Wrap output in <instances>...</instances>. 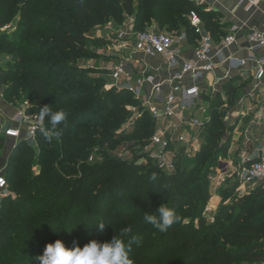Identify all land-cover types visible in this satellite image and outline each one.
<instances>
[{"label":"trees","instance_id":"16d2710c","mask_svg":"<svg viewBox=\"0 0 264 264\" xmlns=\"http://www.w3.org/2000/svg\"><path fill=\"white\" fill-rule=\"evenodd\" d=\"M38 1L0 0V27L10 16H19L11 33L0 32V54L8 56L0 67L2 98L27 102V111L33 113L45 105L53 111L63 109L67 119L59 126V140L49 142L38 132L37 160L31 158L34 149L23 140L7 152L2 172L14 195L0 197V264L31 263L29 245H45L51 238L65 246H83L93 239L110 240L127 226L133 228L131 235L141 238L140 246L133 244L136 256L145 259L140 264L264 262V183L242 197L243 203L232 212H226L230 205L225 202L237 183L220 187L216 221L209 224L203 215L211 197L210 169L227 155L230 143L224 129L227 133L231 129L224 120L226 109L220 96L209 104L210 122L194 160L166 173L151 162L136 163L154 130L146 113L130 131L120 130L129 116L126 106H138L132 94L104 89L103 76H90L72 65L73 60L90 58L91 43L102 44L86 37L98 25L120 26L132 17L135 31L154 22L159 29L183 32L186 40L196 43L199 36L190 25V11L218 40L226 33L215 14L192 0ZM224 92L231 106L235 89L226 84ZM44 126L51 127L47 118ZM122 139L131 144L129 151L134 155L130 160L118 159L113 152ZM3 144L0 137V148ZM94 148L102 154L101 161H88ZM35 162L40 167L38 175L32 173ZM161 203L179 217L166 232L143 219L145 211L154 214ZM100 220L105 223L103 231L95 227ZM116 220L120 225L111 227Z\"/></svg>","mask_w":264,"mask_h":264},{"label":"built area","instance_id":"2783aa9c","mask_svg":"<svg viewBox=\"0 0 264 264\" xmlns=\"http://www.w3.org/2000/svg\"><path fill=\"white\" fill-rule=\"evenodd\" d=\"M240 2H245L246 10L256 4V0ZM189 21L194 33L199 36L192 48V59H186L181 52V45L187 41L183 32L167 33L153 29L133 31L129 25L117 29L107 27L115 51L128 49L132 54L121 58L109 69L114 82L106 83L105 87L125 90L137 101V108L130 107L133 114L126 126L132 128L134 121L140 119L143 113L152 120L154 130L141 147L136 163L146 165L151 162L166 173L173 172L179 163H187L188 166L200 151L206 126L210 122L208 108L203 106L202 99L207 88L216 92L218 83L217 79H213L212 83L205 84L216 68L211 61L213 39L204 31L195 11H190ZM9 27L5 25L1 29ZM236 30L233 27L218 43L219 56L223 49L234 43ZM247 37L253 48L263 50L260 56L253 57L256 67L252 73L255 84L251 94L253 96L255 93V97H258L259 106L250 123L260 125L264 123V31H253ZM136 53L160 57L166 71L143 64L141 75L132 81L129 63L135 59L133 55ZM222 61H228L232 68L244 65V60L232 56L221 58ZM241 75L246 76L245 72H241ZM28 107L29 104L25 102L11 116L0 114V137L11 139L14 144L22 140L29 143L36 141L39 129L44 128V121H39L38 113L28 112ZM262 134L257 150L251 155L243 154L239 164L219 159L208 175L210 188L218 189L230 177L237 183V192L264 183V130ZM92 160L93 157L89 156L88 161ZM6 187L5 176L0 171V191ZM210 201L211 197L204 207V216L214 211Z\"/></svg>","mask_w":264,"mask_h":264},{"label":"crops","instance_id":"0c3cea01","mask_svg":"<svg viewBox=\"0 0 264 264\" xmlns=\"http://www.w3.org/2000/svg\"><path fill=\"white\" fill-rule=\"evenodd\" d=\"M192 1L200 9L214 13L215 20H217L220 29L224 33L228 34L231 32L233 27H236L237 29L235 31L234 43H232L228 48L223 49L220 56L218 54L220 50L217 48V45L226 34L218 36V40L213 39L214 48L211 54V61L216 64V68L211 76H209V80L205 81V84L207 85L212 83L213 79H217L218 83L215 86L216 92H214L211 88H207V91L202 99L203 106L207 108H209L210 102L216 97V95H219L222 99V107L226 109L224 120L231 130L228 131L226 135V137L230 138L227 155L220 159L237 165L240 163L243 154L251 155L257 150L259 142L263 137L262 132L264 130V123L260 125L250 123L256 109L259 106L258 97H255V93L253 94L254 97L251 96L255 84L252 79V73L256 67L253 57L260 56L263 53V50L253 48V45L248 41L247 36L253 31H264V0H256V4L249 10L245 9V2H240V0ZM125 25H129L131 29L135 31L132 17H128L127 20H125L120 26H113L107 23V27L110 26L113 27V29H117L118 27H123ZM202 27L204 31H206L203 23ZM146 29L157 30L159 28L154 22H152L150 25L146 26L145 30ZM194 45V42H189L188 40L181 45V52L186 59H192V48ZM130 54H132V51H129L128 49L121 52L115 51V55L117 56L113 58L112 62H104V66L102 68L98 67L99 69L106 70L104 78L106 75H110L109 69L118 60ZM133 56L135 59L129 63V66L132 69V81L141 75L143 64H147L154 68L159 67L163 72L166 71V67L160 57H146L137 53ZM228 56H232L238 60H244V65L232 68L230 67L228 61L220 62L221 58L224 59ZM241 72H245L246 76H242ZM106 83L112 84L108 82ZM226 84L235 89L236 93L234 103L231 106L228 105L224 92V86ZM1 98L2 97L0 96V114L11 116L13 111L10 108L5 107L3 103L4 101H2ZM245 130L247 131L245 132ZM4 141L9 143L11 142L13 144L11 139H4ZM3 146L6 145L3 144ZM8 151L3 154V151L0 149V171L4 169ZM226 181H228V184L229 182H234L232 177L227 178ZM220 187L218 189H213L212 187L210 188V202L214 210H216L218 206V204L215 203V200L218 198V201H221V197L219 196Z\"/></svg>","mask_w":264,"mask_h":264},{"label":"clouds","instance_id":"9594fccd","mask_svg":"<svg viewBox=\"0 0 264 264\" xmlns=\"http://www.w3.org/2000/svg\"><path fill=\"white\" fill-rule=\"evenodd\" d=\"M45 118L48 119L51 127L40 128L41 135L49 142L53 138L59 140L62 135V128L59 126L66 121L67 113L63 109L53 111L50 106L45 105L39 107L38 119L43 122ZM151 179H156L155 174ZM143 219L154 229L166 232L178 222L179 217L174 209L161 203L154 214L145 211ZM95 227L103 231L105 223L100 222ZM132 232L131 226L123 227L119 234L113 235L110 240L97 241L93 239L82 247L74 244L73 247L67 248L62 241L56 240L46 244L42 255L37 259L39 264H134L130 258L132 245L140 246L141 238L131 235ZM126 237H128L127 240Z\"/></svg>","mask_w":264,"mask_h":264},{"label":"rangeland","instance_id":"374dc122","mask_svg":"<svg viewBox=\"0 0 264 264\" xmlns=\"http://www.w3.org/2000/svg\"><path fill=\"white\" fill-rule=\"evenodd\" d=\"M33 1H36V2L40 3L38 0H33ZM32 11H34V10H32ZM18 18H19L18 15L10 16L9 21H6L2 25V27H0V32L11 33V31L16 26ZM5 25H10V27L8 29H6V30L5 29H1ZM157 31L166 32L164 29H157ZM109 32L110 31H108V29H107V23H105V24H101V25H98V26L94 27L91 31L86 33V37L88 39L93 40V41L100 40L102 42V44L99 45V47H95L94 43H91L90 46L87 48L88 51L90 52V54H89L90 58L81 59V60H78V61L73 60L72 61V65L75 67V69L81 70V71H85L84 73H87L90 76H95V77L103 76L104 77V75L106 73V70L99 69L98 67L102 68L104 66L103 65L104 62L105 63H107V62L109 63V61L112 62L113 58L117 56V55H115V48L113 46L114 42L108 37L109 36ZM169 33H172V32H169ZM7 59H8V56H6L5 54H0V67H4L5 66V61H7ZM105 79H106V82L113 83V79L111 78L110 75H106ZM110 88H114V87H110ZM110 88L109 87H105V85H104V89H110ZM2 92H3V90H2V87L0 86V96L1 97H2ZM1 99H2V101H4L3 103H4L5 107L10 108L13 112H14V110L16 108H18L19 106H23L24 103H25L24 102L22 104V102H19V101L10 103L7 100L5 101L3 98H1ZM131 106H135V105H127L126 106V109L129 112V116L127 118V121L132 117V114H133L132 110H130ZM135 108H137V106H135ZM127 121L122 124L120 130L121 129H125L126 131H130L132 129L130 126H126ZM44 128H46V127L44 126ZM227 128H228V126H227ZM224 133L227 135V129H224ZM225 137L223 138L224 141L226 140ZM53 139H55V138H53ZM123 140H125V139H122V141ZM26 143L28 145H30V147L32 149H34V153H33V155H31V158L37 160L38 157H39V149H38L37 142L35 141L34 143H29V142H26ZM4 144L6 146H2L0 148L3 151V154L6 151H8L11 147H13V145H14V143L12 144L11 142L9 143V142H5V141H4ZM129 146H131L130 143H127V142L123 141V143H121L116 149H114L113 152L116 154L118 159H121L123 161L130 160L133 157L134 153H133V150L129 151ZM97 149L98 148H94V150L89 154V156L93 157L92 161H101L103 159L102 154L100 152L98 153ZM32 173L35 174V175H38L40 173V167L37 166L36 162L32 166ZM232 183L233 182H231V183L229 182V184H228V183H224L223 182L220 186L223 188L226 185H230ZM260 185H262V184H260ZM258 186L259 185H256V186H253V187H246L242 191H238V192L235 190V188H234V190L230 191L232 193V196H231V198L228 201L225 202L227 205H230L228 207V209L226 210V212H232L235 206L239 205L240 203H243L241 201L242 197H244L245 195L250 194ZM214 193H216V192H214ZM7 194L11 195L12 197L14 195L13 192L9 191L8 187L6 189H3V190L0 191V197H3L5 195H7ZM36 197H39V195H36ZM232 198H235V199L233 200ZM215 203L218 204V205L220 204V202L218 201V198L215 200ZM59 208L60 207L58 206L54 210L56 211ZM218 214H219V212H218V209L216 208V210L208 213L204 217L207 220V223L210 224V223H214L216 221ZM28 219H30V218H28ZM59 223H60L59 224L60 225L59 228H60L61 225H62L61 224L62 222H59ZM109 225H111V227H114L116 225H120V222L116 220V221H113L112 224H109ZM75 230H76V228H75ZM20 232H21V230H18V233H20ZM143 239H145V238H143ZM53 240H54V238L53 239L52 238L49 239V241H47V243H45V245L48 244L49 242L53 243ZM97 241H98V239H97ZM32 244H34V243H32ZM45 245H29V248H30L29 254L32 256L31 263L29 261H27L25 263H22V262H19V260L18 261L17 260H13L14 264H39V260L37 259V257L42 255ZM38 246H40L39 250L37 249ZM67 246L68 245H66V247ZM71 247L72 246H68L67 248H71ZM134 249H135V245H132V251L130 253V258L134 261V264H140V261H143V260L145 261V259H142L141 257H137L136 256V254L134 252ZM14 258H16V257H14ZM240 264H250V263L242 260V262ZM252 264H264V262L252 263Z\"/></svg>","mask_w":264,"mask_h":264}]
</instances>
